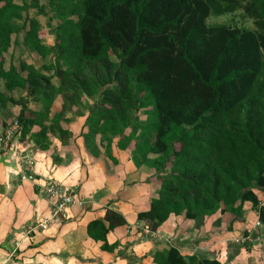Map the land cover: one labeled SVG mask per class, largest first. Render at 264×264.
I'll use <instances>...</instances> for the list:
<instances>
[{"label": "trees", "instance_id": "trees-1", "mask_svg": "<svg viewBox=\"0 0 264 264\" xmlns=\"http://www.w3.org/2000/svg\"><path fill=\"white\" fill-rule=\"evenodd\" d=\"M48 4L57 21L50 47L36 20L20 27L14 23L31 9L42 14L39 0H0V115L12 103L6 92L14 90H26L43 106L42 112L21 107L15 119L21 127L19 143L28 136L45 151L49 136L69 138L55 119L46 124L56 97L62 102L60 114L84 99L95 100L84 135L89 148L99 137L106 157L116 165L110 148L118 138V148L130 150L135 168L169 170L149 209L136 216L150 232L171 215L196 220L219 212L237 219L245 203L264 225V207L253 193V188H264V0ZM237 11L252 29L207 23ZM22 30L29 52L44 63L49 60L39 69L20 62L5 70L3 56L12 36ZM139 111L146 123L137 125L135 118L132 125L131 112ZM125 225L119 213L107 210L103 219L86 226V233L101 244V251L111 253L116 245L109 246L106 236ZM152 260L220 264L182 256L175 248L154 253Z\"/></svg>", "mask_w": 264, "mask_h": 264}, {"label": "crops", "instance_id": "crops-1", "mask_svg": "<svg viewBox=\"0 0 264 264\" xmlns=\"http://www.w3.org/2000/svg\"><path fill=\"white\" fill-rule=\"evenodd\" d=\"M22 62L31 65L26 60ZM9 67L6 69L4 64L5 70ZM61 103L55 105L53 102L50 111L59 113ZM9 106L16 113L14 105H7L3 112ZM42 111V105L37 107L36 112ZM19 113L20 109L15 115ZM4 119L1 114L0 130L8 126ZM85 121L76 116L59 122L57 128L67 131L69 138L60 141L49 136L45 151L39 150L26 136V143L20 145L34 155L35 181L21 182L14 155L8 151L0 153V245L5 246L7 241L11 247L8 262L1 264H154L153 254L169 248H175L182 256L215 259L220 264H264V225L250 203L243 205L237 219L219 212L196 220L171 215L156 232H150L147 224L137 221L136 216L146 212L151 199L157 197L158 174L166 176L169 170L135 168L128 149L116 150V138L110 148L116 165L104 151V156L94 157L83 144ZM36 131L32 129V133ZM150 158L155 156L150 155ZM48 178L74 191L82 204L69 209L65 217L53 220L45 231L26 236V228L31 223L50 213L42 193ZM253 193L262 205L264 188H253ZM107 210L119 213L126 221L125 226L106 236L109 246L116 245L111 253L101 251V244L93 242L86 233V226L103 219Z\"/></svg>", "mask_w": 264, "mask_h": 264}, {"label": "rangeland", "instance_id": "rangeland-1", "mask_svg": "<svg viewBox=\"0 0 264 264\" xmlns=\"http://www.w3.org/2000/svg\"><path fill=\"white\" fill-rule=\"evenodd\" d=\"M39 4L44 9L42 14H39V12L35 9L34 10L31 9L27 13L23 14V18L21 21H15L14 23L17 27H20L22 24L25 23L26 20H30V19L36 20L40 25V28H41L40 34L43 38L44 44H46L50 47V46L54 45V38L55 37L53 34H54L55 29L57 27V21H56L54 13L51 11L50 7L48 6L49 5L48 0H39ZM207 23H208V25L222 24V25H226V26L231 27V28H245V29H252L253 28L251 21L243 15L242 11H237L233 14L226 15V16L219 17V18L211 17L207 20ZM26 30L19 31L18 33H16L15 35L12 36L11 48L3 56L6 69L9 67L10 64L15 65L16 67H19V63L22 61H25V60L28 63H30L31 65L36 66V69H37V67L41 68L42 64L44 63L36 55L33 54V56H32L31 52H29L27 47L24 45L23 38L25 36ZM47 61L45 63H47ZM52 84L53 85H59L56 80H53ZM0 90L4 91L2 81H0ZM6 94L8 95L9 99L12 101V103H10L8 105H12L13 103L17 104V105L13 104L14 106L18 107V108L17 107L14 108V111L16 110V113H17L18 109H21V107L24 105H25L24 107H26V109H27L26 111H34V112H36L37 107L39 108L41 105V103L37 102L32 97L31 98L28 97L26 90H18L17 92H10V93H6ZM54 102H55V105H58L60 102V98L56 97ZM95 105H97V102L95 100L84 99L81 103H78L76 106H74V107L71 106L70 109L64 114H60L57 112L50 111L49 116H48V120H46V123L51 122V120L53 118H56V117L59 118V119H57V121L59 123L61 121L72 120L76 116H79L81 118L86 119V121H85V129H86L85 134H86L88 131L87 122H88L89 117L92 114V110L95 107ZM10 109H11V107L9 109H7L6 112L2 111V113H1L3 117L5 116L6 119H4V120L7 121L8 125L11 124L13 121H15V119H17V116L15 115L16 113H13V111ZM54 111H57V110H54ZM141 112L142 111L131 112V120L133 121L132 125H135V122H134L135 118L138 121V122H136L137 125H144L146 123V117ZM65 117H67V119ZM61 123H64V122H61ZM5 129L6 128H3V130H0V138H2V135H3L2 133ZM117 139L118 138H116V142L119 141V139L118 140ZM83 140H84V138H83ZM93 141H94L93 145L98 144V143L100 144V140L98 139V137H95ZM83 144H85V147L89 151L93 147V145H91L92 147L89 148L87 145V142H85V141H83ZM116 146H117L116 150H120L118 148V144ZM94 147H96V148H94ZM94 147H93L92 151H90L94 157H97L101 154L104 156L105 152L103 154V149H102V147H100V145L99 146L96 145ZM127 151L130 152V150H127ZM0 153H5V151L0 150ZM105 156H106V154H105ZM129 156H130V154H129ZM158 175L161 178L164 177V175L162 176V174H160V173ZM160 177L158 179H161ZM35 223H31L26 229H28L29 227H31ZM24 230H23V232H24ZM11 238L12 237L10 235V239ZM0 247L2 249V251L0 252V264L2 262L7 263L9 258H10L9 257V251H10L11 247L9 246L7 241L5 243V246L2 247L0 245ZM20 263L22 264V262H20ZM26 264H35V262L34 263L26 262Z\"/></svg>", "mask_w": 264, "mask_h": 264}, {"label": "built area", "instance_id": "built-area-1", "mask_svg": "<svg viewBox=\"0 0 264 264\" xmlns=\"http://www.w3.org/2000/svg\"><path fill=\"white\" fill-rule=\"evenodd\" d=\"M21 132V127L17 121H13L3 131L0 138V150L11 152L14 155V160L19 166V180L35 181L33 171V153L20 145L18 137ZM44 198L49 204L50 213L47 217L37 221L34 225L26 230V236L35 234L37 231H45L53 220H59L68 214L69 209L74 206H80L82 203L74 191L65 189L60 182L48 178L46 184L42 187ZM264 207V203L261 205ZM257 225H259L257 223Z\"/></svg>", "mask_w": 264, "mask_h": 264}]
</instances>
